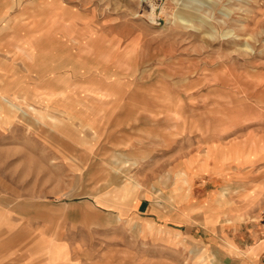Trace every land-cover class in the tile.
Segmentation results:
<instances>
[{"label":"rangeland","instance_id":"374dc122","mask_svg":"<svg viewBox=\"0 0 264 264\" xmlns=\"http://www.w3.org/2000/svg\"><path fill=\"white\" fill-rule=\"evenodd\" d=\"M0 71V264H264V0H0Z\"/></svg>","mask_w":264,"mask_h":264},{"label":"bare ground","instance_id":"6f19581e","mask_svg":"<svg viewBox=\"0 0 264 264\" xmlns=\"http://www.w3.org/2000/svg\"><path fill=\"white\" fill-rule=\"evenodd\" d=\"M23 42H25V44L21 45V46H24V47H21V52H22L21 54H23V56H25L29 60V64L31 66H34L35 65L36 55L39 54L37 52L38 50L34 48V46L32 45V42L30 43L29 39H26ZM18 48H20V47H18ZM244 48L247 49L249 47L245 46ZM63 50H64V48L62 49V51ZM58 54L62 58L64 63L65 64L67 63L66 66L63 65V66L57 67L58 73L62 74L61 72H63L65 69H68V72L64 73L63 75H61L60 77H58V78H56V79H54L52 81V97H54L56 95V92L59 91V93H60L59 96H61V98L66 100V102H67V110H73L75 108H76V110H78V109H80V107H82V105L84 103L83 99H84L85 95L88 93V91L87 92L86 91H80L77 88H75V86H73L74 83L72 81V75H75V76L81 75L82 76L83 72H80V70H78L77 67L79 65H81L80 63H83V62H79L80 58H75V59H73L74 61L73 60L72 61L69 60L68 55H70V52L65 54V53H61L60 51H58ZM78 56L80 57V55H78ZM68 62H70V63H68ZM44 70H46V68ZM3 77H4L3 73L0 71L1 80L6 82V80ZM98 91H99V89H98ZM40 99H42V97H40L38 99V101ZM2 100H3V102L6 101V102L9 103V101H7L5 97H3ZM36 103H38V102H36ZM1 106H2V103H0V107ZM65 106L66 105H64V107ZM244 107H246V105H244ZM26 108H27V106H26ZM21 109L22 108L18 107L17 109H12V110H17L18 112H20L24 116L28 115L26 111H23ZM27 109H30L31 111H33L32 113H34V112L38 113V112H36L37 111L36 108H31L30 107V108H27ZM39 117L42 119L41 116H39ZM125 178H126V181H127L126 185H129L130 187H132L134 189L137 188V187L138 188L140 187L139 186L140 183L137 180H135L133 177L129 176V177H125ZM232 193H236L235 196L233 195L234 196L233 199H239V200H241L246 195V193H244V192H242V193L240 192L239 193V192H237V190H235L234 192H231L230 189H225L222 192H220V198H227V196L229 197V194H232ZM230 202H231V200H230ZM240 217H242V216L240 215L239 218ZM230 223H231L230 219H227V224H230Z\"/></svg>","mask_w":264,"mask_h":264},{"label":"crops","instance_id":"0c3cea01","mask_svg":"<svg viewBox=\"0 0 264 264\" xmlns=\"http://www.w3.org/2000/svg\"><path fill=\"white\" fill-rule=\"evenodd\" d=\"M201 204H199V206H200Z\"/></svg>","mask_w":264,"mask_h":264}]
</instances>
